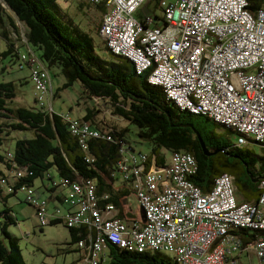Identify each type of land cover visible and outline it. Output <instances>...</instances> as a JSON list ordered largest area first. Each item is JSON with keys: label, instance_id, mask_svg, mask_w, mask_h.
<instances>
[{"label": "built area", "instance_id": "built-area-1", "mask_svg": "<svg viewBox=\"0 0 264 264\" xmlns=\"http://www.w3.org/2000/svg\"><path fill=\"white\" fill-rule=\"evenodd\" d=\"M88 1L105 9L100 36L110 52L128 59L136 75L148 73V84L160 87L166 101L232 129L238 148L250 142L264 148V7L251 12L248 0H161L164 23L151 26V18L135 19L149 0ZM17 68L29 69L35 104L52 115L51 81L38 56L27 47ZM63 116L81 144L104 138L89 123ZM121 153L117 172L141 212L130 225L113 205L100 208L91 180L61 181L69 211L56 209L50 216L46 202L21 187L41 226L61 218L67 227L95 230L77 245L81 264H103L108 245L131 253H167L176 264H235L234 257L247 248L234 234L238 230L259 233L250 246L264 264V180L256 202H240L228 174L216 177L205 193L197 187L192 179L198 165L191 154L171 153L158 166L155 156L137 154L131 146Z\"/></svg>", "mask_w": 264, "mask_h": 264}, {"label": "trees", "instance_id": "trees-1", "mask_svg": "<svg viewBox=\"0 0 264 264\" xmlns=\"http://www.w3.org/2000/svg\"><path fill=\"white\" fill-rule=\"evenodd\" d=\"M59 1L0 0V43L5 44V49L0 52V74L19 66V46L23 45L17 44L18 41L15 42L10 35L11 31L17 38L16 33L21 35L17 21L23 27L21 37L25 46L38 56L47 71L52 68L60 71L65 79L61 89L69 88L74 83L80 84L81 99L84 101L79 106L86 110V114L78 120L89 123L92 129L110 139L105 136L92 137L81 144L79 138L71 134L69 123L63 115H50L37 105L32 108L10 107L16 99L15 84L12 81L0 83V201L5 206L0 212V264H26L19 246L20 239L9 232V227L16 225L17 220L11 209L7 208V202L9 198L22 193L21 187L32 189L35 195L37 180L51 194L50 201L57 196V191L62 194L67 191L61 186V181L74 183L91 180L95 184L100 208L113 205L118 211L117 217L122 220L123 202L132 192L127 182L121 180L117 184L119 174L116 166L122 158V148L131 146L126 140L128 129L117 130L103 122L98 126L94 120L100 112L96 100L101 101L115 119L123 120L137 129V138L150 145V156H155L159 164H165L167 154L174 152L194 156L198 172L192 182L204 193L222 174L234 178L236 192L242 194L247 192V188L259 189V183H252V179L264 176L263 147L256 154L246 146H229L224 139L213 142L218 137L214 136L213 131L206 130L210 120L180 112L166 101L160 87L148 84V73L136 75L133 64L122 56L112 54L105 42L104 53L98 55L90 34L75 23L64 22L60 18ZM154 1L159 4L161 0ZM248 2L251 12L264 7V0ZM94 6L101 14L104 13L102 4ZM99 25L98 32L101 22ZM5 60L8 65L3 63ZM24 69L27 68L21 70ZM19 86L24 85L19 83ZM85 97L94 101V111L87 103L85 105ZM194 118L204 121L194 122ZM188 124L197 130L208 149H222L225 152L206 156L194 131L183 127ZM228 130L235 133L232 129ZM27 134L32 136L29 138ZM19 135L22 137L16 138ZM10 146L14 147L13 151L9 150ZM17 171L22 173L20 177ZM65 197L63 194V204H66ZM38 198L46 202L48 209V202L40 195ZM27 202L38 212L32 203ZM54 212L48 210L49 216ZM134 219L137 218L133 216L131 220ZM61 223L64 224L61 218L51 219L48 225ZM66 228L70 236L67 245L73 247L67 252H78L81 258L77 263L81 264L82 253L77 245L82 240H88L95 230L84 225ZM234 234L244 246L259 236L258 232L249 230H238ZM106 256L103 264H176L173 258H167L163 253H131L112 245L107 246Z\"/></svg>", "mask_w": 264, "mask_h": 264}, {"label": "rangeland", "instance_id": "rangeland-1", "mask_svg": "<svg viewBox=\"0 0 264 264\" xmlns=\"http://www.w3.org/2000/svg\"><path fill=\"white\" fill-rule=\"evenodd\" d=\"M172 1V0H166ZM59 10L58 13L60 18L64 22L71 21L78 25L83 31L88 32L95 45V51L98 55L104 53V41L100 40L97 28L100 26L101 13L98 11L97 7L92 6V8L85 6V0H60L58 2ZM8 13L14 18V15L8 11ZM97 24L95 25V23ZM99 25V26H98ZM16 26L22 34L23 27L16 21ZM95 30V32H94ZM1 31V29H0ZM18 38H19V33ZM20 51L24 52L23 46H19ZM5 49L4 42L0 43V51ZM8 65L7 60L3 62ZM28 69V68H27ZM29 70V69H28ZM49 71V77L51 81V87L53 92H57L59 88V97L51 99V111L53 114L68 115L71 117H80L84 114V111L81 110V107L78 103H82V88L79 83H74L71 87L66 89H61L65 84V79L60 74L56 68H52ZM26 75V71L18 70L16 68L9 69L8 72L0 74V83L1 82H13L15 84L16 92L19 97H17L13 103L10 104V107H30L32 105V92L30 85L19 86L18 79L21 76ZM26 97L24 100L21 95ZM89 98L85 97V105L88 104V107L91 111H94V101L88 100ZM88 101V102H87ZM97 108L99 113L95 115V122L98 126L103 122L105 125L115 127L117 130L128 129L126 134V140L133 147L135 152L150 154L151 147L148 143L141 142L136 135L137 129L130 125L129 123L115 119L111 114V111L103 106L101 101L96 100ZM93 107V108H92ZM86 114V110H85ZM204 121L202 118H194V122ZM1 125V120H0ZM207 131H213L214 136L218 137L217 140L213 142H222L223 139L227 142L229 146H235L237 142V134L231 132L230 130L218 126L214 122L210 121L207 123ZM30 138L32 135L27 134ZM16 137V136H15ZM22 135L17 136L16 138H21ZM13 146L9 147L10 151H13ZM245 148L253 151L256 154H259L260 147L250 142ZM169 154H167V159ZM45 184H48V181H45ZM35 197L38 198L39 195L42 199H45L48 202L49 212L55 211V203L49 200L50 193L46 192L42 187L40 180H37L34 185ZM130 211L132 216L137 219L141 218V212L138 210V206L134 198L130 199ZM64 205H60L62 208ZM5 206L0 201V212L4 210ZM7 208H10L14 217L17 220L16 225L9 227V232L20 239L19 246L23 259L26 264H77L79 258L78 252H67L73 247H69L67 244L70 242V236L68 229L64 224L56 225H46L41 226L36 209L27 202L26 195L24 193H18L16 196L8 199ZM129 213V214H130ZM154 254V253H152ZM167 258H172L170 254L163 253ZM253 264H257V259H253Z\"/></svg>", "mask_w": 264, "mask_h": 264}, {"label": "crops", "instance_id": "crops-1", "mask_svg": "<svg viewBox=\"0 0 264 264\" xmlns=\"http://www.w3.org/2000/svg\"><path fill=\"white\" fill-rule=\"evenodd\" d=\"M85 6L86 7H89V8H92V6H94L93 4L89 3L88 0H85ZM104 8V7H103ZM104 13H105V9H104ZM104 13L101 15V19H100V22H101V25H102V20H103V16H104ZM162 10L161 8L159 7V4H156L154 0H149L147 1L135 14V19L138 20L139 22H145L147 19L151 18L152 19V25L151 26H162L164 21H163V17H162ZM97 24V22L95 23V25ZM86 32V31H85ZM95 32V30H94ZM88 33V32H87ZM89 34V33H88ZM11 37H13L12 39L16 42L17 44H22L23 45V49L25 50L24 52H21V54H24L27 52V47L25 46V44L23 43V38L21 37L22 34L19 36L20 39L17 38V36L14 34V32L11 31L10 33ZM100 35V33L98 34V36ZM100 40L102 41L103 39L101 38V36H99ZM17 39V40H15ZM3 51V50H2ZM1 52V51H0ZM58 70V69H57ZM26 71V75L24 76H21L19 79H18V83H21L22 85H30V88H31V92H32V105H30V107L28 108H32L34 106H36L35 104V100H34V92H33V87H32V83H31V79H30V74H29V70L28 69H25ZM59 71V70H58ZM49 73V71H48ZM52 89V87H51ZM59 88L57 89V92H53V99L56 98V97H59ZM53 91V89H52ZM19 97L18 93L16 92V98ZM21 97L24 98V100H26V97L22 94ZM80 105V103H78ZM82 105V103H81ZM20 107H24V106H20ZM81 107V110L84 111V109ZM60 115V114H59ZM71 119H83L85 117V111H84V114H82L80 117H71L69 116ZM132 146V145H131ZM133 147V146H132ZM134 148V147H133ZM156 163L158 166H163L161 164L158 163V159L156 158ZM166 163V162H165ZM117 179V184H120L121 182V178L120 176L118 175L116 177ZM259 189H250V188H247V192H244V193H239V192H236V195H237V199L240 201V202H249V203H254L258 200L259 198V194L260 192L258 191ZM57 196L53 197L52 198V202L55 203V206L54 207H58L59 209H61L63 212H66L69 210V208L67 207L66 204H63V194L66 195L67 194V191H64L63 194L60 193V191H57L55 193ZM131 198H134L133 195L131 194L128 198H126L123 202V218H122V221L127 223L128 225L131 224V218L133 217L131 215V211H130V207H128V205H130V199ZM134 200L136 201V199L134 198ZM137 204V202H136ZM60 205H64L62 208L60 207ZM127 208L129 209V211L127 210ZM130 213V214H129ZM252 243H248L247 248H245L244 250H242L239 254H237L233 261L235 264H253V259H257V264H259V260L258 258L256 257V254L254 252V250L252 249V247L250 246ZM81 256H79L78 259H80ZM106 260H107V257H106ZM105 260V261H106ZM78 261V260H77ZM104 261V262H105ZM232 263V262H231ZM230 263V264H231ZM78 264V263H77Z\"/></svg>", "mask_w": 264, "mask_h": 264}, {"label": "water", "instance_id": "water-1", "mask_svg": "<svg viewBox=\"0 0 264 264\" xmlns=\"http://www.w3.org/2000/svg\"><path fill=\"white\" fill-rule=\"evenodd\" d=\"M183 127H189L190 129H192L194 131V133L197 135V138L200 142V145H201V148H202V151L203 153L206 155V156H212V155H215L217 154L218 152H225L224 150H220V149H216V150H210L208 149L206 146H205V143L202 139V137L200 136V134L197 132V130L193 127V125H183ZM260 180H264V176H258L256 177L255 179H252V183L254 184H257Z\"/></svg>", "mask_w": 264, "mask_h": 264}, {"label": "clouds", "instance_id": "clouds-1", "mask_svg": "<svg viewBox=\"0 0 264 264\" xmlns=\"http://www.w3.org/2000/svg\"><path fill=\"white\" fill-rule=\"evenodd\" d=\"M260 181H261V180H260ZM260 181H259V182H260ZM259 182H258V183H259Z\"/></svg>", "mask_w": 264, "mask_h": 264}, {"label": "bare ground", "instance_id": "bare-ground-1", "mask_svg": "<svg viewBox=\"0 0 264 264\" xmlns=\"http://www.w3.org/2000/svg\"><path fill=\"white\" fill-rule=\"evenodd\" d=\"M46 112V111H45ZM249 264V263H248Z\"/></svg>", "mask_w": 264, "mask_h": 264}]
</instances>
